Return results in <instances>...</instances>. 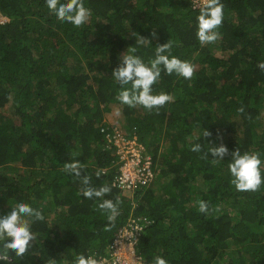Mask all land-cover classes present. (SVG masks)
<instances>
[{"label": "trees", "instance_id": "trees-1", "mask_svg": "<svg viewBox=\"0 0 264 264\" xmlns=\"http://www.w3.org/2000/svg\"><path fill=\"white\" fill-rule=\"evenodd\" d=\"M83 3L92 15L74 27L50 13L45 0H0L7 18L0 21V217L21 202L45 217L31 223L37 239L23 257L0 242V264L107 256L114 233L130 217L147 221L135 246L141 264H153L156 256L168 264H264V183L256 192L237 191L230 156L213 163L210 153L201 159L190 151L194 143L204 151L223 143L229 152H258L264 178V71L257 66L264 62V0H221L220 39L205 45L196 37L201 3ZM134 33L151 42L137 43ZM167 40L172 56L195 65L193 78L161 72L153 94L169 93L174 101L159 114L121 104L111 74L121 55L133 46L148 64ZM114 104L122 107L123 125L104 120ZM103 127L141 144L155 173L148 186L127 190L128 196L112 185L117 155ZM72 160L85 166L93 186H111L105 199L121 201L114 221L98 210L100 200L82 196L80 179L64 171ZM201 200L206 214L198 211Z\"/></svg>", "mask_w": 264, "mask_h": 264}, {"label": "clouds", "instance_id": "clouds-1", "mask_svg": "<svg viewBox=\"0 0 264 264\" xmlns=\"http://www.w3.org/2000/svg\"><path fill=\"white\" fill-rule=\"evenodd\" d=\"M45 2L50 13L54 14L59 21L70 23L74 27L83 26L92 15L91 9L85 7L83 0H66L64 3H61V0H45ZM223 8L224 5L221 0H203L199 15L196 18V37L201 45L215 43L220 39L218 29L222 26L224 18ZM150 36L157 39L156 30H153ZM144 41L151 42L150 39L139 36L137 43ZM172 48L173 42L171 40L158 44L155 48V57L148 64H145L141 57L134 55L137 48L128 47L126 53L121 55V63L111 73L115 82L120 85L121 90L116 98L121 104L127 105L129 108L140 105L149 113L155 110L159 114L160 108L174 101L172 94L165 92L153 94L152 86L159 81L161 72L163 71L167 75L175 74L190 80L193 78L196 69L190 61L172 56ZM257 66L261 71H264V62H259ZM127 85L131 86L125 87ZM238 111L243 113V106ZM117 114L119 115V112ZM202 135L203 137H210L211 133L204 129ZM190 151L202 153L201 159L208 158L210 153L213 157V163H219L224 157L230 156L231 162L228 163V171L231 175L230 183L234 185L237 191L256 192L264 183V178L261 175L262 160L258 152L241 154L238 148L229 152L223 143L219 146H213L209 143L207 151L203 150L200 143H194L191 145ZM84 167L79 160H72L65 163L64 171L79 178L82 196L89 200L94 198L100 200L101 202L97 206L98 210L102 214H107L109 222L114 221L120 215L119 205L121 201L119 198L115 201L105 199L112 191L111 186L108 184L100 187L93 186L92 178L85 174ZM96 175L99 178L100 173ZM198 211L204 214L208 213V203L203 200L199 201ZM26 218H31V220ZM44 219L42 211L34 209L27 203H18L15 208L11 209L10 213L0 217V242L3 243L6 250L14 251L17 257H23L29 252L32 242L37 239L31 231V223L44 221ZM74 264H100V261L93 255L78 254L75 256ZM153 264H168V262L163 257L156 256Z\"/></svg>", "mask_w": 264, "mask_h": 264}, {"label": "built area", "instance_id": "built-area-1", "mask_svg": "<svg viewBox=\"0 0 264 264\" xmlns=\"http://www.w3.org/2000/svg\"><path fill=\"white\" fill-rule=\"evenodd\" d=\"M192 1L196 6L203 3V0ZM6 20V17L0 15L1 22ZM101 131L117 155L118 173L113 178L112 185L121 190L148 186L155 179V173L149 155L144 153V148L136 138H128L120 130L114 129L113 132H109L103 127ZM146 225L145 218H128L127 222L114 233L108 255L98 258L100 264H141L135 246Z\"/></svg>", "mask_w": 264, "mask_h": 264}, {"label": "rangeland", "instance_id": "rangeland-1", "mask_svg": "<svg viewBox=\"0 0 264 264\" xmlns=\"http://www.w3.org/2000/svg\"><path fill=\"white\" fill-rule=\"evenodd\" d=\"M119 112V115L117 114ZM122 107L120 104H114L112 106V110L110 112H107L104 115V120L106 121V123H117V124H121L122 121H124V118L122 117ZM123 125V124H121ZM121 192H124L125 194H127L128 196L131 194V191H127V190H121Z\"/></svg>", "mask_w": 264, "mask_h": 264}]
</instances>
